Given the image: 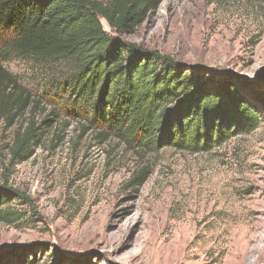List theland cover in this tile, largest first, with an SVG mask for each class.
<instances>
[{
  "label": "rangeland",
  "instance_id": "374dc122",
  "mask_svg": "<svg viewBox=\"0 0 264 264\" xmlns=\"http://www.w3.org/2000/svg\"><path fill=\"white\" fill-rule=\"evenodd\" d=\"M123 39L173 56L203 80L230 82L259 124L208 151L141 155L112 136L102 142L37 65L4 62L38 100L37 119L57 117L18 164L4 145L22 121L3 134L0 124V183L32 201L12 202L21 216L0 222V251L45 246L42 261L62 254L90 264H264V0H162ZM145 164L143 186L126 188Z\"/></svg>",
  "mask_w": 264,
  "mask_h": 264
},
{
  "label": "trees",
  "instance_id": "16d2710c",
  "mask_svg": "<svg viewBox=\"0 0 264 264\" xmlns=\"http://www.w3.org/2000/svg\"><path fill=\"white\" fill-rule=\"evenodd\" d=\"M161 1L0 0L1 133L22 121L4 145L11 163L34 154L57 114L37 119L38 100L4 67L7 61L37 65L77 116L98 129L102 142L112 136L141 155L166 146L208 151L257 127L261 116L230 82L203 80L173 56L123 39ZM102 19L115 35L103 28ZM150 173L148 165L141 166L126 188L137 191ZM13 201L32 205L26 193L5 180L0 183L1 223L20 218ZM43 247L2 250L0 264H90L84 256L62 254L42 261L38 252H49Z\"/></svg>",
  "mask_w": 264,
  "mask_h": 264
},
{
  "label": "bare ground",
  "instance_id": "6f19581e",
  "mask_svg": "<svg viewBox=\"0 0 264 264\" xmlns=\"http://www.w3.org/2000/svg\"><path fill=\"white\" fill-rule=\"evenodd\" d=\"M259 236V235H258ZM254 236H252L251 238H253ZM252 240V239H251ZM255 240V239H254ZM241 260H242V258H241Z\"/></svg>",
  "mask_w": 264,
  "mask_h": 264
}]
</instances>
